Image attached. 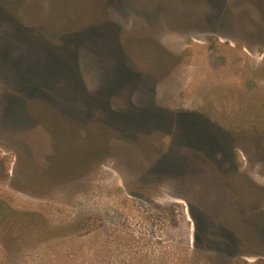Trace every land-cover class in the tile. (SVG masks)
<instances>
[{
	"label": "rangeland",
	"instance_id": "374dc122",
	"mask_svg": "<svg viewBox=\"0 0 264 264\" xmlns=\"http://www.w3.org/2000/svg\"><path fill=\"white\" fill-rule=\"evenodd\" d=\"M100 5L0 0V264H264V0Z\"/></svg>",
	"mask_w": 264,
	"mask_h": 264
},
{
	"label": "flooded vegetation",
	"instance_id": "af4514ba",
	"mask_svg": "<svg viewBox=\"0 0 264 264\" xmlns=\"http://www.w3.org/2000/svg\"><path fill=\"white\" fill-rule=\"evenodd\" d=\"M100 2H101V5H100V7H102V5H103V0H100ZM99 7V8H100ZM99 8H97L96 9V11H98V9ZM37 35L39 36V37H41V38H44L43 36H42V34H38L37 33ZM74 38V37H73ZM45 39V38H44ZM46 40V39H45ZM48 42V41H47ZM63 55V54H62ZM57 57H59V55L57 54V55H55V56H52V58H57ZM116 77H117V80H116V82L118 81L119 83H120V85L122 86V85H124V83H127L128 81H131V77H134V76H131L130 75V73H129V71L124 67V65L122 64V63H118V67H117V69H116ZM113 85H116V84H114L113 83ZM227 140H231L230 138H225V140L223 139V141H224V143H223V146L224 147H226V145H227V147H229V143H226V141ZM218 149V148H217ZM217 149H215L213 152H210L209 150H208V154H207V156H208V160H209V162H210V165L211 166H213L214 168H216V166H217V168H218V171H219V173H220V175L221 176H223V178H224V182L227 184V185H229L230 183H232V178L230 179L229 177H230V170L228 171V170H226V169H222V168H220L221 167V165H216V158H215V156L217 155L216 153H218V152H221L219 149L217 150ZM203 152H204V150H202ZM206 152V151H205ZM223 156H225V152H224V154H223ZM224 161H225V159H223ZM216 168V169H217ZM236 179V178H235ZM228 181V182H227ZM240 184H241V181H240ZM241 186V185H240ZM242 188V187H241ZM236 189V188H235ZM237 191H239V192H241L240 190H238V189H236ZM242 190V189H241ZM241 194H243V193H241ZM259 198V197H258ZM241 207L243 208V205H241ZM242 212H243V210L241 211V214H242Z\"/></svg>",
	"mask_w": 264,
	"mask_h": 264
},
{
	"label": "trees",
	"instance_id": "16d2710c",
	"mask_svg": "<svg viewBox=\"0 0 264 264\" xmlns=\"http://www.w3.org/2000/svg\"><path fill=\"white\" fill-rule=\"evenodd\" d=\"M49 54L52 56V54L49 52Z\"/></svg>",
	"mask_w": 264,
	"mask_h": 264
}]
</instances>
